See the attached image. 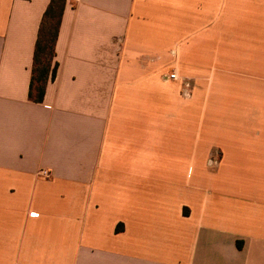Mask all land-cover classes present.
<instances>
[{"label":"crops","instance_id":"1","mask_svg":"<svg viewBox=\"0 0 264 264\" xmlns=\"http://www.w3.org/2000/svg\"><path fill=\"white\" fill-rule=\"evenodd\" d=\"M48 3L0 0V264H264V0H66L35 102Z\"/></svg>","mask_w":264,"mask_h":264},{"label":"trees","instance_id":"2","mask_svg":"<svg viewBox=\"0 0 264 264\" xmlns=\"http://www.w3.org/2000/svg\"><path fill=\"white\" fill-rule=\"evenodd\" d=\"M66 0H49L40 21L33 52L28 98L35 102L43 99L48 80L53 79L57 70L54 60L55 42ZM238 242V247H240Z\"/></svg>","mask_w":264,"mask_h":264},{"label":"built area","instance_id":"3","mask_svg":"<svg viewBox=\"0 0 264 264\" xmlns=\"http://www.w3.org/2000/svg\"><path fill=\"white\" fill-rule=\"evenodd\" d=\"M165 78L169 79V80H175V79H177V75H176V73L171 72V73H168L167 75H165ZM38 174L40 176H43V177H46V178L50 176L49 172L47 170H45V169L39 170Z\"/></svg>","mask_w":264,"mask_h":264}]
</instances>
